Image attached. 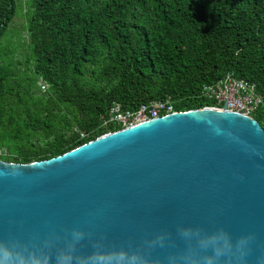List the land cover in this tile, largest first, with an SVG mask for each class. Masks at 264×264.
<instances>
[{
  "label": "water",
  "instance_id": "1",
  "mask_svg": "<svg viewBox=\"0 0 264 264\" xmlns=\"http://www.w3.org/2000/svg\"><path fill=\"white\" fill-rule=\"evenodd\" d=\"M12 264H264V129L177 111L59 156L0 160Z\"/></svg>",
  "mask_w": 264,
  "mask_h": 264
},
{
  "label": "trees",
  "instance_id": "2",
  "mask_svg": "<svg viewBox=\"0 0 264 264\" xmlns=\"http://www.w3.org/2000/svg\"><path fill=\"white\" fill-rule=\"evenodd\" d=\"M26 6L25 40L3 41L18 5L0 0L2 161L47 160L120 129L104 123L113 103L133 111L170 97L178 111L200 108L201 87L227 73L264 101V0ZM252 117L264 129V106Z\"/></svg>",
  "mask_w": 264,
  "mask_h": 264
},
{
  "label": "built area",
  "instance_id": "3",
  "mask_svg": "<svg viewBox=\"0 0 264 264\" xmlns=\"http://www.w3.org/2000/svg\"><path fill=\"white\" fill-rule=\"evenodd\" d=\"M197 99L202 103L197 109L231 111L251 117L259 107L264 106L254 83L230 73L204 84ZM177 111L170 97L141 104L133 111L122 110L119 104L113 103L109 108L108 120L104 123H114L122 129Z\"/></svg>",
  "mask_w": 264,
  "mask_h": 264
},
{
  "label": "rangeland",
  "instance_id": "4",
  "mask_svg": "<svg viewBox=\"0 0 264 264\" xmlns=\"http://www.w3.org/2000/svg\"><path fill=\"white\" fill-rule=\"evenodd\" d=\"M16 3L18 5V8L16 9V14L3 37V41H6L9 36L15 39L19 38L21 42L25 40L26 18L24 14H25V11L27 10L26 0H16ZM19 6H20V9H19ZM10 33L12 34L10 35ZM23 51H24L23 49L18 50L20 55L23 54Z\"/></svg>",
  "mask_w": 264,
  "mask_h": 264
},
{
  "label": "clouds",
  "instance_id": "5",
  "mask_svg": "<svg viewBox=\"0 0 264 264\" xmlns=\"http://www.w3.org/2000/svg\"><path fill=\"white\" fill-rule=\"evenodd\" d=\"M0 264H12L8 253H5L3 256H0ZM59 264H64L63 258L59 261Z\"/></svg>",
  "mask_w": 264,
  "mask_h": 264
}]
</instances>
